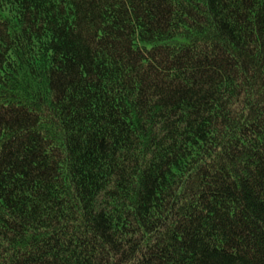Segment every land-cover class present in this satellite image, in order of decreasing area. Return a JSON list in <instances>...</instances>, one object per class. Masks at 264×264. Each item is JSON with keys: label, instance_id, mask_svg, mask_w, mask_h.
Masks as SVG:
<instances>
[{"label": "trees", "instance_id": "obj_1", "mask_svg": "<svg viewBox=\"0 0 264 264\" xmlns=\"http://www.w3.org/2000/svg\"><path fill=\"white\" fill-rule=\"evenodd\" d=\"M0 264H264V0H0Z\"/></svg>", "mask_w": 264, "mask_h": 264}]
</instances>
